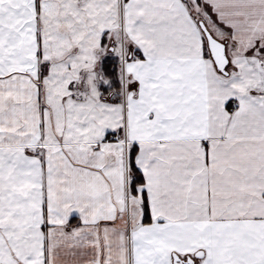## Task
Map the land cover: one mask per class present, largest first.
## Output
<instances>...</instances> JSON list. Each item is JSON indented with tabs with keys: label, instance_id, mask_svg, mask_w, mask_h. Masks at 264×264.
<instances>
[{
	"label": "snow or ice",
	"instance_id": "snow-or-ice-1",
	"mask_svg": "<svg viewBox=\"0 0 264 264\" xmlns=\"http://www.w3.org/2000/svg\"><path fill=\"white\" fill-rule=\"evenodd\" d=\"M0 264H264V0H0Z\"/></svg>",
	"mask_w": 264,
	"mask_h": 264
}]
</instances>
